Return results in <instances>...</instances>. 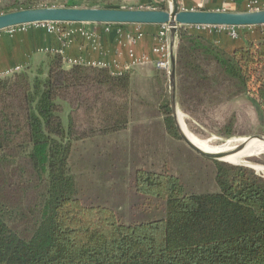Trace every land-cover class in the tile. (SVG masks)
<instances>
[{"label": "trees", "instance_id": "16d2710c", "mask_svg": "<svg viewBox=\"0 0 264 264\" xmlns=\"http://www.w3.org/2000/svg\"><path fill=\"white\" fill-rule=\"evenodd\" d=\"M32 7L13 3L1 13ZM188 29L177 28L175 72L181 63L203 81L199 59L213 61L264 125V39L229 54ZM130 98L127 74L65 68L56 53L0 76V264H264V176L247 166L217 162V190L202 193L174 174L135 170L143 210L164 207L148 220L124 223L111 207L82 198L71 170L75 143L125 129ZM164 123L173 129L169 109Z\"/></svg>", "mask_w": 264, "mask_h": 264}, {"label": "rangeland", "instance_id": "374dc122", "mask_svg": "<svg viewBox=\"0 0 264 264\" xmlns=\"http://www.w3.org/2000/svg\"><path fill=\"white\" fill-rule=\"evenodd\" d=\"M97 1L102 6L138 8L132 7L136 6L134 0H0V13L4 12L6 5L13 3L17 6L93 7L100 6L96 5ZM145 8L151 9L150 6ZM199 64L209 79L194 82L187 76L189 71L186 67L181 63L177 65L174 75L176 120L180 116L189 133L199 139L210 140L214 145L236 138L264 136V125L259 122L247 95L236 94L232 83L217 73L213 61L200 57ZM153 76L142 85L133 83L135 88L131 87L130 101L133 98L136 103L130 107V130L106 133L104 139L96 137L78 142L71 159V170L82 198L111 207L124 223L164 214L162 206L156 210L154 207L146 208V211L141 207L142 198H137L133 189V176L137 169L174 174L190 192L217 190L215 172L217 162L221 160L202 156L183 142L172 115L169 76L163 71L153 73ZM168 109L173 129L164 123V113ZM226 163H242L249 168L251 165L264 167V153L247 157L240 163ZM252 169L264 176L263 171Z\"/></svg>", "mask_w": 264, "mask_h": 264}, {"label": "crops", "instance_id": "0c3cea01", "mask_svg": "<svg viewBox=\"0 0 264 264\" xmlns=\"http://www.w3.org/2000/svg\"><path fill=\"white\" fill-rule=\"evenodd\" d=\"M134 1L136 6L133 5L132 7L145 8L147 6L152 7L153 2L156 0ZM158 1H165L167 7H169L168 0ZM176 1L179 9L182 10L246 11L248 0ZM97 3L98 1L96 5H100ZM258 4L260 8H264V0H258ZM53 6L55 5L53 4ZM160 29L161 25L153 24L117 26L94 23H63L58 32L52 33L38 27L3 32L0 36V76L27 67L45 65L48 57L56 53L61 56L65 68L72 64L106 67L114 74H127L130 78L131 87L133 83L140 86L154 77L153 73L162 71L156 67L157 55L153 51L157 44V35ZM188 30L190 32L195 31L192 28ZM167 34L171 44L172 38L169 31ZM202 35L211 44L231 54L235 49L242 47L246 41L264 39V25L241 27L240 36L236 39L229 37L225 32L217 30L205 31ZM176 46L177 32L173 42L174 61ZM134 103L136 102L132 98L131 107ZM130 118L131 115L128 119L127 129L120 130L117 133L130 130ZM62 121L64 124L67 123V111L62 114ZM96 137L105 138L102 134L79 140L75 143L74 149L78 142Z\"/></svg>", "mask_w": 264, "mask_h": 264}, {"label": "water", "instance_id": "95a60500", "mask_svg": "<svg viewBox=\"0 0 264 264\" xmlns=\"http://www.w3.org/2000/svg\"><path fill=\"white\" fill-rule=\"evenodd\" d=\"M167 10L149 8L119 7H32L13 10L0 14V30L35 22L94 23V24H153L167 25L172 41L170 44V97L172 115L176 120L174 109V53L173 42L178 26H258L264 25V9L253 11L222 10H182L176 0H168ZM178 124V122H177ZM183 142L194 152L220 160L218 154L206 153L194 146L178 126ZM263 139L264 136H253ZM251 138V137H250ZM243 146H240L241 149ZM222 161V160H221ZM252 168V167H251Z\"/></svg>", "mask_w": 264, "mask_h": 264}, {"label": "built area", "instance_id": "2783aa9c", "mask_svg": "<svg viewBox=\"0 0 264 264\" xmlns=\"http://www.w3.org/2000/svg\"><path fill=\"white\" fill-rule=\"evenodd\" d=\"M264 9L260 8L258 0H248L246 4V11H253ZM63 22H35L30 24H23L0 30V36L3 32H11L13 30H23L27 27H38L43 28L47 32H58ZM108 25V24H106ZM195 31L205 32L209 30H217L225 32L229 37L236 39L240 36V26H210V25H193L188 26ZM244 27V26H243ZM168 26L161 25V29L157 35V44L153 51L156 53L157 58L155 60L156 67L164 71L166 74L169 73L170 69V43L168 38Z\"/></svg>", "mask_w": 264, "mask_h": 264}, {"label": "bare ground", "instance_id": "6f19581e", "mask_svg": "<svg viewBox=\"0 0 264 264\" xmlns=\"http://www.w3.org/2000/svg\"><path fill=\"white\" fill-rule=\"evenodd\" d=\"M178 126L188 138V140L196 146L198 149L211 154H218L221 156L219 159L229 163H240L247 157H255L264 153V140L254 138H236L231 141H227L222 145H214L210 140H202L193 134L189 133L182 124V118L177 117ZM240 146H243L239 149ZM242 164V163H240ZM257 171H263L264 167L251 165Z\"/></svg>", "mask_w": 264, "mask_h": 264}]
</instances>
